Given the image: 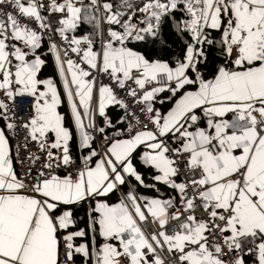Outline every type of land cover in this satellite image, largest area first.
Instances as JSON below:
<instances>
[{"label":"snow or ice","instance_id":"snow-or-ice-1","mask_svg":"<svg viewBox=\"0 0 264 264\" xmlns=\"http://www.w3.org/2000/svg\"><path fill=\"white\" fill-rule=\"evenodd\" d=\"M0 264H264V0H0Z\"/></svg>","mask_w":264,"mask_h":264},{"label":"built area","instance_id":"built-area-1","mask_svg":"<svg viewBox=\"0 0 264 264\" xmlns=\"http://www.w3.org/2000/svg\"><path fill=\"white\" fill-rule=\"evenodd\" d=\"M19 103H20V107H21V114L23 115L24 114V107L28 103V101L21 100Z\"/></svg>","mask_w":264,"mask_h":264}]
</instances>
